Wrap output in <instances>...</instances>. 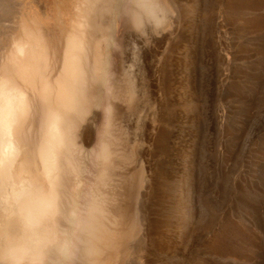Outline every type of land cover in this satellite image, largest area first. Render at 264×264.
<instances>
[{"label": "bare ground", "instance_id": "bare-ground-1", "mask_svg": "<svg viewBox=\"0 0 264 264\" xmlns=\"http://www.w3.org/2000/svg\"><path fill=\"white\" fill-rule=\"evenodd\" d=\"M38 1L0 0V24L18 14L0 35V264H142V132L157 127L146 57L179 8Z\"/></svg>", "mask_w": 264, "mask_h": 264}, {"label": "rangeland", "instance_id": "rangeland-1", "mask_svg": "<svg viewBox=\"0 0 264 264\" xmlns=\"http://www.w3.org/2000/svg\"><path fill=\"white\" fill-rule=\"evenodd\" d=\"M174 1L179 23L146 57L157 127L142 132L140 260L264 264V0Z\"/></svg>", "mask_w": 264, "mask_h": 264}]
</instances>
